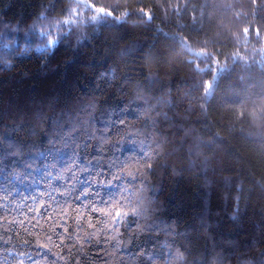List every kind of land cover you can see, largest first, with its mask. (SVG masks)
<instances>
[{
  "label": "trees",
  "instance_id": "1",
  "mask_svg": "<svg viewBox=\"0 0 264 264\" xmlns=\"http://www.w3.org/2000/svg\"><path fill=\"white\" fill-rule=\"evenodd\" d=\"M0 264H264V0H0Z\"/></svg>",
  "mask_w": 264,
  "mask_h": 264
},
{
  "label": "snow or ice",
  "instance_id": "2",
  "mask_svg": "<svg viewBox=\"0 0 264 264\" xmlns=\"http://www.w3.org/2000/svg\"><path fill=\"white\" fill-rule=\"evenodd\" d=\"M100 11H102V12H103V11H104V9H102V8H101V9H100ZM49 43H50V45H51L52 43H54V41H50Z\"/></svg>",
  "mask_w": 264,
  "mask_h": 264
}]
</instances>
